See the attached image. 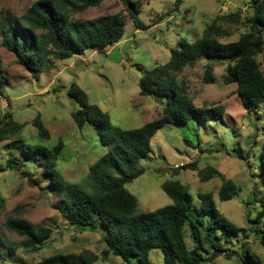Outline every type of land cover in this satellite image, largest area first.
<instances>
[{"label":"rangeland","instance_id":"rangeland-1","mask_svg":"<svg viewBox=\"0 0 264 264\" xmlns=\"http://www.w3.org/2000/svg\"><path fill=\"white\" fill-rule=\"evenodd\" d=\"M37 0H0V21L5 17L24 16ZM138 20L146 27L136 30L121 0H104L96 8L72 14L74 20L95 21L100 17L119 15L124 20L122 39L104 50H87L81 56L66 60L48 58V66L37 72V79L18 66L15 57L1 46L0 76L3 94L0 96V125L5 114L12 116L21 130L0 143V167L10 155L16 161L23 157L20 143L38 142L32 121L36 116L48 131L45 146L63 144L62 155L56 163L62 178L87 187L89 168L107 150L98 136L88 127L77 130L72 112L76 104L66 92L75 83L86 94L88 102L107 113L112 127L131 130L143 126L161 114L162 104L148 96H140L138 80L155 67L165 64L170 50L179 40L193 42L217 15H232L237 22L224 24L230 30L223 43L236 42L247 32L246 19L252 15L250 0H137ZM264 39V34L262 35ZM1 41V38H0ZM264 75V52L257 55ZM205 60L185 67L178 75L188 96L197 107L221 106V120H191L186 125H166L150 140L151 153L140 161L144 173L126 184L125 189L137 200L138 212H151L172 204L162 191V184L177 180L188 188L194 209L199 196L211 194L217 209L227 222L245 229L246 234L232 239L228 251L236 252L248 264H264V247L252 232L250 220L263 210L258 202L264 197V183L258 170L260 150L264 145V102L256 111H245L235 94L234 84H224L225 65L211 62L213 83L204 82ZM184 141H188L190 146ZM15 147V148H13ZM196 163V170H174L181 165ZM210 166L225 180H231L239 192L221 202L218 194L223 180L213 178L200 182L198 171ZM30 176L11 171L0 172V198L5 207L0 212V235L5 246L0 264H34L56 254L90 252L97 260L93 264H123L113 256L103 259L104 230L79 231L69 227L54 210L57 196L49 190V180L38 169L29 167ZM10 218H23L36 228L51 231L49 239L36 250H23L22 237L9 232L5 223ZM264 229V217L257 230ZM184 242L192 247L189 228H184ZM209 256L203 255V259ZM135 258L131 259L134 263ZM150 264H164L159 249L149 252ZM203 264H241L235 258L215 257Z\"/></svg>","mask_w":264,"mask_h":264},{"label":"trees","instance_id":"trees-1","mask_svg":"<svg viewBox=\"0 0 264 264\" xmlns=\"http://www.w3.org/2000/svg\"><path fill=\"white\" fill-rule=\"evenodd\" d=\"M104 0H37L20 18L5 17L0 21L1 46L12 53L18 66L37 79V72L48 66V58L66 60L81 56L87 50H104L117 44L123 36L124 20L119 15L100 17L95 21L74 20L73 13L98 7ZM136 30L146 27L138 20L137 0H121ZM252 15L246 19L248 30L236 42L223 43L220 40L230 36L224 24L237 22L232 15H217L202 30L193 42L179 40L176 48L170 50L169 60L145 73L138 80L140 96H148L163 105L161 114L143 126L122 130L112 127L107 113L88 102L85 92L75 83L67 89V96L77 106L71 117L77 130L88 126L107 146L106 152L88 171V185L65 181L56 168L63 144L51 148L45 146L49 140L48 131L40 117L36 116L32 126L38 142L20 143L18 149L23 157L16 161L10 155L0 172L11 171L30 176L29 167L38 169L49 180V190L58 198L54 210L69 227L79 231L104 230L102 242L105 249L103 259L113 256L123 264H150L149 252L159 249L164 264H195L217 250H228L232 239L246 234L245 229L227 222L217 209L211 194L199 196L200 205L194 209L188 188L177 180L162 184L161 189L172 201L171 205L151 212H138L137 200L125 185L144 173L140 161L151 153L150 140L166 125H186L191 120H221V106L197 107L188 96L186 86L178 79L182 70L198 60L208 62L204 82L211 84V62L225 65L222 77L224 84H234L241 107L245 111H256L264 102V75L256 60L264 52V0H250ZM230 21V22H229ZM0 61V72H1ZM3 94V80L0 76V96ZM0 125V143L18 133L21 126L14 123L12 116L5 114ZM190 146L188 141H184ZM258 170L264 183V145L260 150ZM179 170H196V163L177 167ZM200 182L213 178L223 180L219 200L225 202L236 196L239 188L225 180L214 168L207 166L197 173ZM258 202L263 207L253 221L252 232L264 247V229L257 230L264 217V197ZM5 201L0 198V212ZM189 228L192 247L184 242V228ZM5 228L23 238V250H36L49 239L51 231L36 228L23 218H10ZM5 240L0 235V253ZM135 258L134 263L131 259ZM96 256L90 252L80 254H56L34 264H93ZM248 264L246 259H242Z\"/></svg>","mask_w":264,"mask_h":264},{"label":"water","instance_id":"water-1","mask_svg":"<svg viewBox=\"0 0 264 264\" xmlns=\"http://www.w3.org/2000/svg\"><path fill=\"white\" fill-rule=\"evenodd\" d=\"M217 256H222L225 258H232L233 257V258L237 259L241 264H244L242 258L240 257V255L238 253L233 252V251H228V250L214 251L209 257H207L205 259L197 260V262L195 264L209 263Z\"/></svg>","mask_w":264,"mask_h":264}]
</instances>
